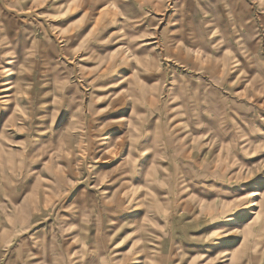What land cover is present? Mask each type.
<instances>
[{
  "label": "rangeland",
  "instance_id": "rangeland-1",
  "mask_svg": "<svg viewBox=\"0 0 264 264\" xmlns=\"http://www.w3.org/2000/svg\"><path fill=\"white\" fill-rule=\"evenodd\" d=\"M110 263L264 264V0H0V264Z\"/></svg>",
  "mask_w": 264,
  "mask_h": 264
},
{
  "label": "crops",
  "instance_id": "crops-1",
  "mask_svg": "<svg viewBox=\"0 0 264 264\" xmlns=\"http://www.w3.org/2000/svg\"><path fill=\"white\" fill-rule=\"evenodd\" d=\"M237 47H238V46H237ZM234 52H235V54H237V55L239 54V55H240V54H241V53H240V52H241V49L235 47V51H234ZM214 198H216V197H211L212 202L207 204V212H208V210H209L210 214H211V210H212V209H214V211H215V210H217V208H219V207H217V208L215 207V206H216L215 204L217 203V201H215ZM220 198H222L221 201H223V203L221 202V203H222L221 205L223 206L225 201H224L223 197H220ZM208 205H209V206H208ZM224 206H225V205H224ZM214 207H215V208H214ZM69 216H70V215H69ZM23 218H25V217H23ZM70 218H71V216H70ZM73 223H74V222H73ZM47 252H53V250L51 251V250L47 249ZM72 252H73V251H72Z\"/></svg>",
  "mask_w": 264,
  "mask_h": 264
},
{
  "label": "bare ground",
  "instance_id": "bare-ground-1",
  "mask_svg": "<svg viewBox=\"0 0 264 264\" xmlns=\"http://www.w3.org/2000/svg\"><path fill=\"white\" fill-rule=\"evenodd\" d=\"M9 82H10V81H9ZM8 84H9L8 82H4V83L2 84V86H3V87H4V86L6 87V85H8ZM10 85H11V84H10ZM10 89H11V88H10ZM8 90H9V89H8ZM4 93H5V92L3 91V92H2L3 96H1V101H2V102H3V101H6V100H3V99H6V97H7V95L4 94ZM118 196H119V195H118ZM223 206H224V205H223ZM106 228H107V227H106ZM149 236H150V235H149ZM142 245H143V244H142ZM249 256H250V255H249ZM95 257H97V256H95ZM234 259H235V261H239V260H240V259L237 260V257H234ZM95 260H96V259H95ZM95 260H94V258H93V259L91 258L90 261L96 262ZM100 260H101V259H100ZM110 262H111V261H110ZM111 263H112V262H111ZM111 263H110V264H111Z\"/></svg>",
  "mask_w": 264,
  "mask_h": 264
}]
</instances>
